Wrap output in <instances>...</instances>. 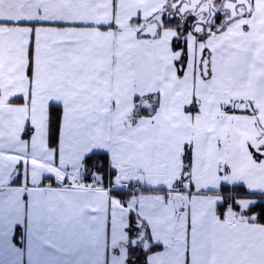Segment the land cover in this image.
<instances>
[{"label": "snow or ice", "instance_id": "snow-or-ice-1", "mask_svg": "<svg viewBox=\"0 0 264 264\" xmlns=\"http://www.w3.org/2000/svg\"><path fill=\"white\" fill-rule=\"evenodd\" d=\"M6 54L0 241L23 229L32 264H264V0H0Z\"/></svg>", "mask_w": 264, "mask_h": 264}, {"label": "crops", "instance_id": "crops-1", "mask_svg": "<svg viewBox=\"0 0 264 264\" xmlns=\"http://www.w3.org/2000/svg\"><path fill=\"white\" fill-rule=\"evenodd\" d=\"M14 60V57L7 55L5 56L4 63L0 65V67L5 69V80L7 84H14L16 83L15 78H8L6 73L14 72L15 71V65L9 67V61ZM19 235L9 237L8 241H0V250L10 254L13 256L17 264H32L31 257L29 255L28 249L25 248L24 243L22 242L24 233L23 229H19ZM16 244V249H11V245ZM20 249H24L23 252L20 251Z\"/></svg>", "mask_w": 264, "mask_h": 264}]
</instances>
